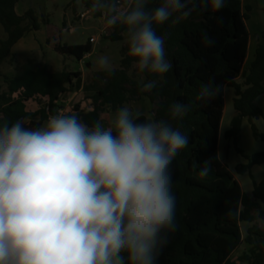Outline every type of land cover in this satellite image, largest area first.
<instances>
[{"label": "clouds", "instance_id": "1", "mask_svg": "<svg viewBox=\"0 0 264 264\" xmlns=\"http://www.w3.org/2000/svg\"><path fill=\"white\" fill-rule=\"evenodd\" d=\"M150 2L92 0L90 11L123 30L140 73L163 77L173 65L157 27L198 9L220 11L228 0ZM203 43L214 41L204 34ZM96 66L114 72L107 56ZM157 83L149 80L140 91ZM223 87L210 80L196 99H215ZM190 109L174 101L169 119L138 122L143 113L124 105L109 126L101 120L89 126L76 113L51 116L39 127L24 117L0 121V264H156L177 228L171 165L189 144L171 121ZM211 165L205 160L198 174L207 176Z\"/></svg>", "mask_w": 264, "mask_h": 264}, {"label": "trees", "instance_id": "2", "mask_svg": "<svg viewBox=\"0 0 264 264\" xmlns=\"http://www.w3.org/2000/svg\"><path fill=\"white\" fill-rule=\"evenodd\" d=\"M21 1L0 0V26L7 36L0 38V79L6 86L4 89L0 85V121L14 122L24 117L28 126H42L49 117L63 110L60 101L65 94L81 90L91 94V110H81L77 106L72 113L78 114L89 126L101 120L106 108L116 112L136 99L147 98L156 107L154 120L169 119L168 108L174 101L191 105L183 118L171 121L174 127L187 134L189 144L171 165L177 228L169 234V242L160 252L156 264H237L231 257L244 243L250 246V253L240 260L264 264V226L257 224V212L264 219V180L255 182L252 197L244 194L240 183L219 157L226 88L236 92L237 116L225 133V139L234 141L238 154L244 155L238 145L243 121L248 119L255 139L264 141V134L255 124L256 120L264 118L263 110L256 104L258 98L264 97V33L254 61L247 71H243L249 52L247 22L251 8L244 7L240 0H228L220 11L198 9L179 23L173 24L170 19L158 26L157 32L165 37L166 55L173 67L163 77L139 72L145 77L140 84L129 74L134 66V58L129 55L122 60V67L111 75L97 72L87 82L81 72L54 71L36 59L17 66L14 76L5 75L3 65L7 61L16 62L14 47L27 34L41 30L40 19L34 10L23 16L17 13ZM78 1L72 0L71 5ZM159 2L151 0L149 7H155ZM44 25L48 49L61 56H72L78 62L93 53L90 42L76 46L64 44L63 34L56 26L49 20L44 21ZM114 29L110 40L122 42L123 30ZM204 34L214 41L211 46L203 43ZM241 76L244 85L237 82ZM152 79L158 81L157 87L150 92H141L143 84ZM210 80L222 84L223 91L210 101L197 100L200 86ZM38 99H45L46 104L40 103L36 112L29 111L28 104ZM143 119L148 117L143 115L138 122ZM205 160L212 162L211 171L201 177L198 165ZM262 165L264 152L250 157L249 164L240 165L237 172L239 175L250 173L254 180L252 169ZM230 211L231 216L228 215ZM241 223L254 224L246 238Z\"/></svg>", "mask_w": 264, "mask_h": 264}, {"label": "rangeland", "instance_id": "3", "mask_svg": "<svg viewBox=\"0 0 264 264\" xmlns=\"http://www.w3.org/2000/svg\"><path fill=\"white\" fill-rule=\"evenodd\" d=\"M72 0H22L18 5V12L26 13L29 10H34L39 19L41 30L38 32H32L25 36L27 42L32 44L36 42L38 45H45L44 49L41 50L43 53L30 54V57H20V61L15 59V63L7 61L3 67L2 72L5 75L14 76L16 74L17 66L26 63L30 59H36L41 63L47 64L54 71L67 70L68 72H81L83 74L84 81H88L95 73L102 72L97 69L96 61L100 56H107L114 68L120 69L122 67V60L128 55V46L125 43V37L122 42H112L110 38L100 39L99 42L93 46L94 54L91 58H88L84 64H80L72 56H61L54 51L46 47V28L44 21L49 20L52 25L56 26L62 32V40L64 44L70 46L86 45L89 43L91 37L98 36L100 25L92 20L80 22L79 15L84 13L91 7V1L80 0L78 4L71 5ZM246 7L251 8V12L248 13L249 20L247 22L248 32L250 35V45L248 58L244 65L243 71H247L254 61V56L257 46L261 43L262 35L264 33V0H247ZM17 12V13H18ZM101 15V14H100ZM6 33L2 26H0V38L5 39ZM34 40V41H33ZM47 50V51H46ZM88 64H91L89 67ZM83 68L82 71H80ZM130 76L140 84L145 81V77L139 73V71L133 66L129 72ZM237 82L244 85V78L241 76ZM0 85L6 89V86L2 79H0ZM83 95V94H82ZM76 96L68 104L61 103L63 108L79 106L80 109L84 108L87 110L88 106L84 103L83 96ZM69 99L71 97H68ZM236 99V92L232 88L225 89V111L221 125V138L219 143V157L223 165H225L229 171L235 176L236 180L240 183L244 194L252 197L255 182L261 183L264 180V165L255 166L252 169L254 180L251 178L250 173L239 175L237 168L240 165H248L249 158L257 153L264 152V141L256 140L253 136L252 128L248 119H244L242 130L240 134V140L238 147L243 150L244 155L238 154L234 141L226 140L225 133L230 129L231 122L237 112L234 107V100ZM256 104L264 112V97L257 99ZM128 105L132 109H139L143 115L147 116L148 119H155L156 107L150 103L147 98L136 99L129 102ZM92 106V104H91ZM90 106V107H91ZM37 106L35 103L30 105V109H35ZM82 110V109H81ZM71 113L72 111L69 110ZM113 111L110 108H106L102 114L101 122L106 126L111 125ZM260 133L264 134V118L256 120ZM28 125V124H27ZM264 208V206H263ZM261 227L264 226V219L257 222ZM254 224L241 223V230L244 238L247 237L248 231ZM250 246L243 244L231 257L233 262L237 264H248L242 262L240 259L244 255H249Z\"/></svg>", "mask_w": 264, "mask_h": 264}, {"label": "crops", "instance_id": "4", "mask_svg": "<svg viewBox=\"0 0 264 264\" xmlns=\"http://www.w3.org/2000/svg\"><path fill=\"white\" fill-rule=\"evenodd\" d=\"M241 2H242V4H243V6L244 7H246L245 5H247L246 3H247V0H240ZM79 2V1H78ZM78 2H77V4H78ZM19 7V6H18ZM18 7H17V12H18ZM18 14H19V12H18ZM25 13H21V14H19L20 16H23ZM31 34H33L32 32H31ZM92 38V37H91ZM34 41V40H33ZM250 45V44H249ZM44 46L45 45H38L36 42H34L33 44L31 43V42H27L25 39H23V40H21L15 47H14V49H13V53L16 55V59L18 60V61H20L19 59H20V57H30L29 55L31 54H35V53H43L41 50H43L44 49ZM45 50V49H44ZM94 50V49H93ZM47 51V50H46ZM94 54V51H93V53L92 54H90V55H88V56H86L85 58H84V60L82 61V62H79L80 64H84L85 62H86V60L88 59V58H91V56ZM28 60L30 59V58H27ZM45 64V63H44ZM47 65V64H46ZM88 66H91V64H88ZM83 70V68L80 70V71H82ZM83 94V95H82ZM83 96V100H84V103L86 104V107L88 108L87 110H91V104H92V101L90 100V96H91V94H86L85 92H83L82 90L81 91H79V92H76V93H73V94H65L62 98H61V101H60V104L61 103H65V104H69L70 102H71V100L73 99V98H75L76 96ZM68 97H71L70 99L68 98ZM32 103H35V105L37 106V108H35V109H30V105L32 104ZM40 103H42V104H46V100L45 99H38V100H35V101H31L29 104H28V110L29 111H31V112H36V111H38L39 109H40ZM73 108L74 107H72L71 109H69V107H65V108H63V110H61L60 112H59V114H57V115H66V114H69L70 112H69V110H71V111H73ZM82 110H85L84 108H81ZM72 113V112H71ZM27 124L29 125V122L27 121ZM220 138H221V134H220Z\"/></svg>", "mask_w": 264, "mask_h": 264}, {"label": "built area", "instance_id": "5", "mask_svg": "<svg viewBox=\"0 0 264 264\" xmlns=\"http://www.w3.org/2000/svg\"><path fill=\"white\" fill-rule=\"evenodd\" d=\"M132 3V0H121V5L123 7H128ZM80 22H85L92 20L100 25L99 34L98 36L92 37L89 42L92 45H95L99 42L100 39L110 38L114 34V27L107 26L104 18L101 15L96 16L94 13L90 11V8L87 9L84 13L79 15Z\"/></svg>", "mask_w": 264, "mask_h": 264}, {"label": "water", "instance_id": "6", "mask_svg": "<svg viewBox=\"0 0 264 264\" xmlns=\"http://www.w3.org/2000/svg\"><path fill=\"white\" fill-rule=\"evenodd\" d=\"M90 67V66H89Z\"/></svg>", "mask_w": 264, "mask_h": 264}]
</instances>
